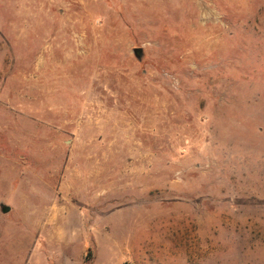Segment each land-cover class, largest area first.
I'll return each instance as SVG.
<instances>
[{
    "label": "rangeland",
    "instance_id": "1",
    "mask_svg": "<svg viewBox=\"0 0 264 264\" xmlns=\"http://www.w3.org/2000/svg\"><path fill=\"white\" fill-rule=\"evenodd\" d=\"M0 264H264V0H0Z\"/></svg>",
    "mask_w": 264,
    "mask_h": 264
},
{
    "label": "water",
    "instance_id": "2",
    "mask_svg": "<svg viewBox=\"0 0 264 264\" xmlns=\"http://www.w3.org/2000/svg\"><path fill=\"white\" fill-rule=\"evenodd\" d=\"M134 51H135V53H139V52H140V50H137V49L134 50ZM9 210H10L9 207L4 206V205L1 206V212H2V213H4V214H5V213H8Z\"/></svg>",
    "mask_w": 264,
    "mask_h": 264
}]
</instances>
